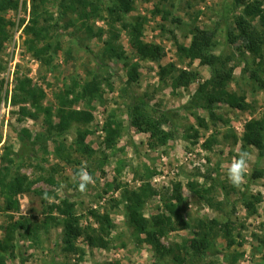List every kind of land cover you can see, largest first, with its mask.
<instances>
[{"label": "rangeland", "instance_id": "obj_1", "mask_svg": "<svg viewBox=\"0 0 264 264\" xmlns=\"http://www.w3.org/2000/svg\"><path fill=\"white\" fill-rule=\"evenodd\" d=\"M70 1L66 0L65 3ZM99 1L102 9L108 7L109 0ZM60 2L61 0H48V6L55 15L60 10ZM155 6L161 13L153 12ZM242 11L243 6H237L234 0H136L133 10L126 15L125 20L117 22V32L120 33L117 43L124 46L125 54L117 59L105 57L103 63L109 70L98 68L94 54L80 47L75 41V38H79L84 46L90 47L95 54L100 55L103 52L104 40L109 36L111 29L107 19L92 16L82 18L80 11H69L61 20L59 30H54L52 34L54 40L61 41L63 48L58 54H53L52 66H47L43 60L34 57L24 43V27L31 19V0H21L17 10L9 8L6 12V17L15 25L10 28L11 37L4 43L0 52V166L4 146L8 143L15 152L18 151L20 131L27 128L34 136L39 134L43 139L37 146L39 159L26 157L20 167L14 168L15 172L19 169L31 178L41 177L42 180L34 185V189L51 193V203H59L66 196L76 201L77 212L85 216L82 218L83 225L98 226V222L90 214L92 210L110 213L116 225L110 235L111 247L91 248L87 242L80 240L78 245L85 250V259L81 264H106L110 261L120 264H179L174 257L179 253L187 259L184 264H192L190 256L183 250L158 254L151 244L142 240L143 236L137 237L134 230L127 226L126 203L115 205L114 200L120 199L122 193L119 183H127L131 188L140 187L142 182L135 179V174L136 171L143 174L144 164L159 171L151 180L158 190L172 188L173 180L182 181L187 198L183 212L194 228L200 220L218 218L223 224L230 221L232 236L220 234L216 244L217 252L206 259L198 260L199 262L194 260L195 263L209 264L215 261L216 264H264V155L260 156L255 147H248L243 151L240 139L247 122L264 118V89L255 87L250 72L245 67V59L253 65H256L259 59H255L246 51L240 41L233 45L227 44V30L234 29V20ZM102 13L107 15V10H102ZM138 17L145 18L142 39L163 46V63L174 62L181 68L197 73L196 80L189 88L181 87L174 91L169 84L161 82L156 62L142 60L133 54L130 29ZM85 20L87 27H102L106 34L102 37L90 34L89 28L83 24ZM194 21L201 28L216 31L219 45L217 53H234L231 61L234 66V79L230 88L244 94L247 102L246 109L231 108L227 104L217 109L230 123H218L219 131L215 134L219 143L212 149L205 148L203 144L215 131L214 127L207 130L200 127L201 136L195 144L184 138L187 127L197 124L192 112L185 110L184 106L197 91L200 83L211 77V69L201 65L198 60L180 62L177 57L173 32L177 41L189 44V32ZM132 65H139L140 78L130 84L128 71ZM95 73L105 77L113 74L112 85L106 83L104 87V102H94V120L88 125L93 131L87 139L88 143L98 153L88 157L74 152L82 164H69L56 156L55 143L65 141L67 145L72 144L77 134V124L63 135H51L45 114L33 116L21 113L23 106L34 110L26 101L14 98V87L18 77H30L33 84L45 89L47 97L44 104L51 106L55 111L58 108L56 94L65 88V85L72 84L74 79L83 83ZM135 94L146 96L148 109L155 111L156 115L165 110H171L175 115V130L179 135L167 146L150 147L149 135L130 127L129 107ZM74 107L83 108L84 102L76 103ZM113 112L117 113L125 125L124 136L119 143V147L124 148V151L119 152L117 156L112 155L104 168L100 169L98 159L102 158L101 143L105 137L103 128L106 119ZM195 112L207 114L204 109ZM56 119L55 117L54 122ZM233 132L239 137L236 142ZM119 159H125L128 164L121 173L117 171ZM78 168L81 170L76 173L75 169ZM254 171L260 173V176L251 179ZM209 173L211 176H207ZM45 177H54L56 184L47 181ZM190 179H197L205 186L216 183L211 204L198 199L189 191L186 184ZM220 183L224 185L223 188ZM19 200V211L5 212L4 201L0 198V239L4 237L10 221L25 215L42 218L43 204L40 196L31 192L21 195ZM162 205V196L158 194L148 201L146 216L157 214ZM192 236L193 228L180 229L171 232L162 241L169 247ZM62 238V229L58 227L51 228L48 234L40 237L38 243H32L20 232H16L15 256L10 257L7 264H61L65 260ZM232 239L235 243L228 246V241ZM236 253H241L242 256L235 262H229Z\"/></svg>", "mask_w": 264, "mask_h": 264}, {"label": "trees", "instance_id": "obj_2", "mask_svg": "<svg viewBox=\"0 0 264 264\" xmlns=\"http://www.w3.org/2000/svg\"><path fill=\"white\" fill-rule=\"evenodd\" d=\"M234 1L237 6H243V11L236 16L234 29L228 28L227 30V44L233 45L240 41L246 51L251 53L255 59H259L256 65L245 59V67L250 72L255 87L260 86L264 89V0ZM20 2L21 0H0V52L4 43L11 37L10 28L15 25L6 17V12L9 8L17 10ZM65 2L66 0H61L60 10L55 15L48 6V0H31V19L24 27L26 35L24 43L27 50L34 57L43 60L45 65L52 66L53 54H58L63 48L60 40L53 39L54 30H59L61 20L68 15L69 11L74 13L80 11L82 18H91L90 16H92V18L107 19L111 26L109 36L104 40L103 52L100 55L95 54L90 47L84 46L79 38H75L80 47L90 50L94 54L98 68L109 70V67H105L103 63L104 58L117 59L125 54L124 46L117 43L120 36L116 28L117 22L125 20L126 15H129L133 10L136 0H109L106 9H102L99 0ZM24 5L26 4L24 3ZM102 10H107V15H104ZM153 12L159 14L161 10L155 6ZM144 19V17H138L130 29V44L133 54L142 60L156 62L159 66L161 82L169 84L174 91L181 87L189 88L196 80L197 73L181 68L174 62H162V58L165 56L163 46L142 39ZM83 24L88 26L86 20ZM191 27L189 44L177 41L176 34L173 32L177 44V57L180 62L198 60L201 65L211 69V77L200 83L197 91L191 95L189 102L184 106V109L191 111L197 120V124L187 127L184 138L195 144L201 136L200 127L206 130L214 127L215 131L203 144L205 148L212 149L215 144L219 143V138L215 134L219 131L218 123H230V120L225 119L224 114L218 113L217 109L224 104L231 108L246 109V96L230 88L234 79V66L231 65L234 53L225 51L217 53L219 45L216 40V31L201 28L196 21L192 22ZM87 28L92 35L98 34L102 37L106 34L102 27L98 29ZM128 74L130 84L139 81V65L130 66ZM112 75L110 73L109 77H105L103 74L95 73L91 79H87L83 83L78 79L72 80V84L65 85V88L56 94L58 108L55 111L51 106L44 104L47 97L45 89L33 84V80L28 76L17 78L14 98L26 101L34 110L31 111L23 106L21 108L22 114L33 116L45 114L51 135L54 133L63 135L69 132L73 125L77 124V134L72 144L67 145L65 141H56L55 147L56 156L60 160L67 161L66 163L69 164L81 165L82 161L75 156L74 152L88 157L98 153L88 143L87 139L93 132L88 125L94 120V102L97 100L104 102V87L106 83L109 86L112 85ZM79 102H84V107L77 109L74 105ZM148 107L149 103L146 96H138L137 94L133 96L129 107L130 127L135 128L138 132L148 134L150 147L167 146L179 135L178 131L175 130L177 127L175 115L171 113V110H165L156 115L155 111H150ZM200 109L206 110L207 114L199 113ZM55 117L57 119L54 122ZM103 130L105 137L101 143L103 149L100 151L102 158L98 159L100 169L104 168L112 155L117 156L119 152L124 151V148L119 147V143L124 136L125 125L118 118L117 113L113 112L106 119ZM232 135H234L235 142L239 140L234 132ZM240 139L243 151L248 147H255L260 152V156L264 155V118L247 122ZM19 140L20 148L16 152L8 143L4 146L0 166V198L4 201L5 212H16L20 210L21 206L19 197L34 192L42 198L43 212L42 218L25 215L9 222L4 237L0 239V264H7L9 258L15 256L16 232H20L32 243H38L40 237L48 234L51 228H61L65 250V260L61 264H81L84 261L85 250L79 247L78 242L80 240L87 242L91 248L107 249L111 247L110 235L116 225L109 212L101 213L99 210H92L90 214L98 222V226L83 225L82 218L85 216L77 212L76 201L66 196L59 203H51L49 201L51 193L38 188L34 189V185L42 180L41 177L31 178L26 173L20 172L19 169L15 172L14 168L20 167L21 162L25 161L26 157L39 159L37 146L43 142L39 134L34 136L27 128L20 131ZM238 157V160L241 161L240 156ZM127 165L125 159H119L117 171L121 173ZM80 170V168L75 169V172L79 173ZM158 172L156 168L144 164L143 174L139 171H136L135 174V179L142 182L140 187L131 188L127 183H119L118 186L121 187L122 193L120 199L114 200L115 205L119 206L126 203L127 226L134 230L137 237L143 236L142 240L151 244L158 254L183 250L190 256L191 263L197 264L194 260L199 262L198 260L206 259L217 252L216 244L220 234L232 236L231 223L228 221L223 224L218 218H212L200 220L197 227L194 228L183 212V205L187 203L184 184L181 180L176 179L172 182V188L158 190L151 182ZM207 176H211V174L209 173ZM258 176L260 173L254 171L251 179ZM45 179L56 184L54 177H45ZM215 184L205 186L197 179H190L186 185L194 196L211 204L216 188ZM220 186L224 187L223 184ZM158 194L162 196V207L159 208L157 214L146 216L145 208L148 201L157 197ZM188 228H193V236L184 239L182 243L172 244L168 247L162 241L171 232ZM234 243L235 241L232 239L228 241L227 245L231 246ZM190 251L193 253L191 254ZM181 254H176L174 257L179 264H184L187 259ZM240 256H242L241 253H236L229 262L237 261ZM106 264L120 263L110 261ZM209 264H216V262L212 261Z\"/></svg>", "mask_w": 264, "mask_h": 264}]
</instances>
